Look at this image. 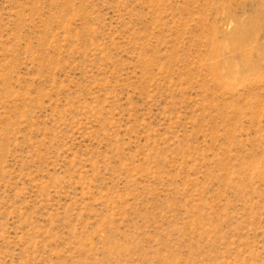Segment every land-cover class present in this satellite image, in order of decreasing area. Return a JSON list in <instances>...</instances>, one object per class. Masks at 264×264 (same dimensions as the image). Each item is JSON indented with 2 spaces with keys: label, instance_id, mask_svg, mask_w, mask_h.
Returning <instances> with one entry per match:
<instances>
[{
  "label": "rangeland",
  "instance_id": "374dc122",
  "mask_svg": "<svg viewBox=\"0 0 264 264\" xmlns=\"http://www.w3.org/2000/svg\"><path fill=\"white\" fill-rule=\"evenodd\" d=\"M0 264H264V0H0Z\"/></svg>",
  "mask_w": 264,
  "mask_h": 264
}]
</instances>
